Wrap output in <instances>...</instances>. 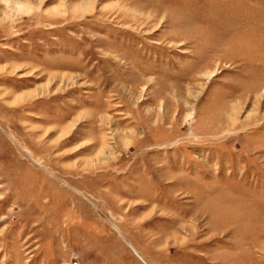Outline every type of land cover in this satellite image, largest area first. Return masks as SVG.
<instances>
[{"label": "rangeland", "instance_id": "rangeland-1", "mask_svg": "<svg viewBox=\"0 0 264 264\" xmlns=\"http://www.w3.org/2000/svg\"><path fill=\"white\" fill-rule=\"evenodd\" d=\"M0 264H264V0H0Z\"/></svg>", "mask_w": 264, "mask_h": 264}]
</instances>
